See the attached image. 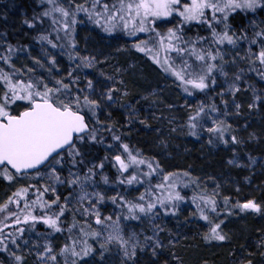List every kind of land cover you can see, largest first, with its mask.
Listing matches in <instances>:
<instances>
[{"label": "rangeland", "instance_id": "rangeland-1", "mask_svg": "<svg viewBox=\"0 0 264 264\" xmlns=\"http://www.w3.org/2000/svg\"><path fill=\"white\" fill-rule=\"evenodd\" d=\"M42 1L46 6L41 9L42 17L48 19L45 26L34 29L30 23L27 27H31L34 35H38L36 38H40L46 33L45 27L49 22L58 30L61 43L56 47L43 45L44 48L39 50L37 46L34 49L28 46L24 53L18 52L10 58L8 65L13 69L9 71L18 78H28L31 73L41 77L50 72L55 79L69 84L73 95L77 94V89H82V95H88L99 106L95 108V115L87 109L82 110L91 129L75 139V152L78 154L62 153L56 174L63 183L57 182L51 175V167L41 168L39 174L35 171L22 175L14 174L5 166L0 168V208L7 204V209L0 211V264H59V254L63 253L61 250L65 242L59 235L60 231H55L42 219L60 211L56 204H52L57 197V203L65 208L58 226L73 228L72 225H75V228H81L80 233L71 232L68 238L92 249L89 255L81 256L82 261L78 264H264V65L254 55L264 47V36L257 35L264 32V0H260L255 9L230 12L226 21L214 25L217 32L233 35L229 18L236 14L246 18L244 23L249 26L244 24L245 29L233 35L236 39L234 45L227 42L217 45L207 23L184 22L177 11L167 17L149 18L151 22L145 24L149 30L134 34H129L133 28L131 22L125 28L123 23L112 21V30L105 31L106 21L102 17L97 24L95 16L90 18L87 12H76L75 25H71L72 17L68 18L71 30L66 35L63 29L65 18L52 9L63 7L75 12L77 6L83 5L91 10L88 5L90 0ZM188 2L180 0V5L174 7L182 10V5ZM46 11L51 14L44 16ZM12 12L9 22L13 30L22 37L33 38L20 20L23 14L19 10L16 12L15 8ZM53 20L57 23L54 24ZM169 29L176 31V35H179V29L187 35L206 32L212 38L211 51L215 53L218 50L220 55L215 61H207L217 65L206 79L207 88L200 90L187 85L184 92L179 86L186 85L171 71H165V57L176 70L185 62L184 59L173 60L170 53L176 51H165L161 45V37L166 38ZM174 43L177 44L176 41ZM164 44H167L166 39ZM136 45L151 51H139ZM191 47L194 46L187 43V48ZM195 49L197 52L202 50ZM69 55L75 59H69ZM83 58L91 60L92 66H83ZM156 59L161 63H157ZM186 62L193 66L202 63L196 61L191 53L187 54ZM72 79H77V83L73 84ZM89 80L92 81V89L87 87ZM3 90L0 84V94ZM192 90L204 94L208 100H212L214 93L223 109L208 112L207 101L193 97ZM109 92L111 99H108ZM28 106L27 101H17L9 110L17 115ZM189 113L196 115L190 120H195L193 125L197 129L201 126L210 132L209 129L219 128L218 132L232 134V141L217 154L220 160L216 166L220 170L215 175L204 173L202 168L189 174L184 171L183 164L176 161L182 154L195 149L198 160H205L208 153L200 145L202 141L190 139V127L188 121L186 123ZM121 129L132 132L131 136L137 137L134 141H139L138 144L123 142ZM104 132L113 142L119 143L104 145ZM95 145H101V150H97ZM124 145L128 146L127 151ZM105 154L110 168L121 177L114 179L105 174ZM129 154L144 163L133 164ZM117 156L128 165L127 169H121L120 162L115 159ZM142 164L147 167L151 164L152 167L143 173L140 171ZM175 168L179 169L176 173ZM6 169L12 180L4 177ZM86 176L89 178L85 180ZM132 176H136L138 182L127 183ZM75 177H79L77 184L67 182ZM165 177L168 179L165 180ZM144 180L148 181L145 188L150 194H145L148 197L143 203H156V207L151 213L139 214V219L129 218L127 204L123 209L113 202L115 186L122 183L126 198L140 197L139 192L144 191L139 181ZM176 184L189 186L194 192L182 197ZM45 187L55 191L44 192L40 199L51 204V208L42 209L33 202L37 199V190L43 192ZM22 188L29 189L26 195H13ZM177 193L182 199L175 198ZM169 196L173 199L168 200ZM100 197L103 199L100 200ZM10 198L12 203H9ZM157 198L164 200L163 207ZM248 201L254 202L259 210H242L240 206ZM181 202L193 203L196 208H177ZM211 202L215 204L214 211ZM90 203L98 211L103 224H97L96 216L84 211L90 209ZM25 204L30 205V209H25ZM198 206L203 212L197 210ZM29 210L37 220L25 223L24 217ZM177 210L180 215H188L186 221L176 223L174 215ZM201 214L208 219L201 218ZM106 217H111V220H105ZM117 224L119 235L129 241L127 245L115 240L107 242ZM216 225H220L218 232L225 236L222 241L206 238L211 236V229ZM38 227L45 231H38ZM93 232L99 235L94 238L91 235ZM133 245L135 255H131ZM46 247L51 248L50 254H45ZM125 248L129 256L125 255ZM49 256H55V261Z\"/></svg>", "mask_w": 264, "mask_h": 264}, {"label": "snow or ice", "instance_id": "snow-or-ice-1", "mask_svg": "<svg viewBox=\"0 0 264 264\" xmlns=\"http://www.w3.org/2000/svg\"><path fill=\"white\" fill-rule=\"evenodd\" d=\"M49 3H54V0H49ZM100 0H92L91 10L84 8L83 5L76 7L75 12H69L63 7H54L52 11L58 12L64 19L63 29L65 34L68 35L70 24L68 18L72 17L71 25H75L76 21L74 16L76 12H87L89 17H96L95 22L100 23L102 17L105 21V31H111L112 25L110 22L119 21L123 23L125 28L128 27L129 23L133 25V28L129 34H134L136 31L144 32L149 29L145 27L146 23H150L149 18H160L170 16L173 11H177L178 15L183 17L184 22L196 21L198 23H207L212 31L214 43L217 45L224 44L227 42L230 45L236 43V39L233 35H229L227 32H217L214 25L222 23L227 20L230 12H235L237 9H255L260 4V0H189L188 3L182 5V10L177 7L180 5V0H117V3L111 5H102V11H97V4ZM50 12H44V16H49ZM53 23H57L53 20ZM138 25V27H137ZM257 35L264 36V32L257 33ZM41 40H47L52 47L57 45L52 42L47 36H41ZM165 39L167 44H164ZM205 38H200L204 40ZM180 38L176 35V31L173 29L168 30L167 37H161V45L165 47V51L175 50L179 53H191L195 56L196 61L202 62L200 65L193 66L189 65L186 61L183 66L176 70L169 63L168 58L165 57L163 65L165 71H171L184 85H191L195 89L203 90L208 87L206 79L212 73L217 65L214 63H207L208 60L215 61L217 56L220 55L217 50L213 53L211 50L199 52L196 51L195 47L186 48L178 47L174 41L178 42ZM146 43V42H145ZM188 43V42H184ZM255 43V41H252ZM264 43V41H262ZM74 47V45H73ZM139 51H151L145 47L136 45ZM255 59L264 65V47L254 54ZM69 59H75L72 55H69ZM0 60L8 61V57H0ZM157 63H161L159 59H156ZM55 64V60H52ZM82 64L85 67H91L92 61L88 58L82 59ZM80 67V65H77ZM31 71V70H29ZM69 77H72V73H69ZM0 83L3 86V93L0 94V165H10L11 169H14L16 173H22L25 170H36L39 174V167H51V175L57 182L63 183L60 177L56 174V166L61 163L62 153L68 151L70 155L78 154L75 152V140L74 137L80 138L79 134L88 132V125L85 122V115L81 114L83 109H87L93 115H95V108L98 107V102L89 98L88 95H82V89H77L76 95H73L72 88L69 84H65L63 80L56 81L55 87H49L43 79H13L12 73H6L0 70ZM72 83H77V79H72ZM88 89H92V81L87 83ZM238 90V89H237ZM187 91V88H185ZM108 99H111V93H108ZM17 101H27L28 107L20 112L18 115H13L10 112V106L15 104ZM203 111V109H201ZM195 127V125H193ZM209 131H220L219 128L209 129ZM93 138H95L93 136ZM116 139H119L116 137ZM235 140V137H233ZM127 151L128 146H123ZM130 159L133 164L144 163V161H138L135 156H131ZM60 158V159H58ZM120 162L121 169H127L128 165L124 163L120 156L115 158ZM152 167L151 164L148 165ZM91 172V170H90ZM4 177L8 180H12V175L8 174L7 169L3 173ZM42 178V177H41ZM86 176L84 179H88ZM168 177H165L167 180ZM79 181V177L67 181L68 183L75 185ZM133 181H137L136 176H132L128 179L127 183L131 184ZM138 182V181H137ZM31 187V186H29ZM157 187H162L158 185ZM55 191L54 188L49 189L45 187L43 192L37 190V199L33 202L35 205H39L40 208H51V204H46L40 199L44 192ZM28 188H22L14 193V196H23L28 193ZM144 195L139 197L140 201L144 200ZM176 199H182L179 194H176ZM81 199H84L82 197ZM103 197H100L102 200ZM115 203L117 198L113 197ZM122 200L123 198L120 197ZM168 200L173 199L172 196L167 197ZM57 200L52 201V204H56L60 208V211L54 216H48L43 219V223L49 225L55 231H61L62 229L58 226L59 218L64 214L65 208L60 206ZM12 199H9V203H12ZM157 202L163 207L164 200L157 198ZM19 204V201H16ZM213 211L215 210L214 202ZM30 205L25 204V209H30ZM156 207V203L149 202L146 205L144 203L127 202V208L129 217L139 219V214H148L153 211ZM199 207V206H198ZM242 210L253 209L259 210L258 206L252 202L240 206ZM7 204L0 208V211L6 210ZM87 214H94L96 216V223L103 224L104 221L100 219L98 211L95 210L94 205L90 203V209L84 210ZM203 212V209H201ZM14 215V214H10ZM128 218V217H125ZM204 219H208L207 216ZM35 221L37 217L34 216L31 210L27 211L24 217V222ZM105 220H111V217H106ZM16 223L19 224L20 220L17 219ZM75 227V225H72ZM220 225H216L211 229V236L206 237L209 239L224 240L225 236L218 232ZM23 231V230H21ZM71 231V228L69 229ZM119 225L113 227V233L107 237V242L118 241L121 245H127L128 240H124L120 235ZM95 238L99 233H91ZM131 240V238H129ZM14 242V241H13ZM102 248L105 245H101ZM135 245H133V252L131 255H135ZM51 248H45V254L51 253ZM62 252H69L73 256H87L92 251L90 246H86L81 249V252H77L73 245H65L61 250ZM125 255L129 256L127 248H125ZM49 258L55 261V256H49ZM20 260V257H16ZM75 264V262H73ZM251 264V262H249Z\"/></svg>", "mask_w": 264, "mask_h": 264}, {"label": "trees", "instance_id": "trees-1", "mask_svg": "<svg viewBox=\"0 0 264 264\" xmlns=\"http://www.w3.org/2000/svg\"><path fill=\"white\" fill-rule=\"evenodd\" d=\"M58 1V0H56ZM116 0H112V2L110 3L109 0H100V3L97 4V11H102V5L103 4H108L111 8V5L115 4ZM91 4H92V0H90L89 2V6L91 8ZM45 6V2L41 0H0V57H8L9 60L10 58L15 57V55L18 52H23L25 50H27V47L30 46L31 49H34V46H37V49H43L44 46L43 45H49L47 40H41L40 38H36L38 35H34V30H31V27H34V29H38L41 27L45 26V22H47L45 19L42 17V13H41V9ZM17 12V10L20 11V13L23 14V17L20 18V20H22L25 23V28H28L27 25L28 24H33V26L29 27L28 29L30 30L29 34L30 37L33 38H29V37H22L23 35L18 33L16 30L14 31L13 26L10 24L9 20L11 19V13H13L12 11ZM45 19V21H44ZM239 15H233L229 18V27H231L232 29V33L233 35H236V33L240 32V30L245 29L244 24L238 23L239 22ZM238 23V24H236ZM242 27V28H241ZM46 29V33L43 34V36H47L50 40H52V42L54 44H58L61 43L60 41V35L56 32L58 31L54 25L50 24L48 22V25H46L45 27ZM181 30L179 35H177L180 40L177 42V46L178 47H186L187 48V43L184 42H188L191 43L194 47L200 48L204 51H208L211 50L213 48L212 42L210 40H212V38L206 33L203 32L201 35V31H199V33L197 34H191V35H187L184 33L183 29H179ZM210 38H209V37ZM204 40H200V38H205ZM29 48V47H28ZM67 53H70V50L67 51ZM170 55H172L173 60H185L186 61V56L187 54L185 53H177V52H173L170 53ZM8 60V61H9ZM8 61L5 60H0V70H3L6 73H12L9 71L10 68L13 69V67L9 68L8 65ZM39 70H41V67L39 68ZM26 77L23 78H18L15 74H13V79H26ZM32 78V79H43V81L45 83H47L49 85V87H55L56 86V81L57 78L55 79V77L51 74L50 72H47L46 74H43V76H38L36 73H31L28 74V78ZM2 84V83H0ZM3 87V86H2ZM186 86H179L180 90H183L185 92V88ZM192 87V86H191ZM182 88V89H181ZM179 91V90H178ZM181 92V91H180ZM192 96L193 97H200L201 101H207V106L209 108V110H207L208 112H214L215 110H221L223 109L222 107V103L220 101V99L214 95V93L211 95L212 96V100H208L207 96H204V94H201L200 92H198L196 90V92L192 90ZM214 108V109H212ZM82 114H84L83 111H81ZM215 116H217V113L215 114ZM196 115L194 113H189L187 115V119H186V123L188 121L189 123V134H190V139H197L198 141H202V143H200V145L204 146V148L206 149V151L209 153H207V156H205V160L200 159L198 160L196 153V149L193 150L192 152L189 151L188 153L182 154V156H179V158L176 161H180L183 165V169L184 171H188L189 174H193L194 170L197 168H202L204 173H211V174H217L218 169L220 170V167L216 164L217 162H219L220 160V156L217 155L219 154L223 147L225 145H227L228 142L232 141V134L230 132H218V131H206L205 129H203L201 126L197 128L193 127V122H195V120L193 119V122L190 120V117H195ZM118 118V117H117ZM196 123V122H195ZM91 129V128H90ZM112 132V131H111ZM128 132V133H127ZM262 132V131H261ZM121 137H122V141H126V142H133L136 138H133L131 135L133 134L130 131H126L121 129L120 131ZM119 134V133H118ZM103 139H102V143L104 145H113L111 143H119V142H113V140H111L110 137H108V134L102 133ZM261 136V133H260ZM126 137V138H125ZM124 138V140H123ZM118 141H120L119 139H117ZM136 141H134L133 143H135ZM139 142V141H137ZM136 142V143H137ZM133 143H130L129 145H133ZM138 144V143H137ZM118 145V144H116ZM196 145V143H195ZM95 147L97 148V150H101V145H95ZM130 147V146H129ZM210 149V151H208ZM65 153V152H63ZM147 159H149V156H146ZM105 174H107L109 177L117 179L118 177H121L120 174H117L113 169L110 168V161L109 159L106 157L105 154ZM140 169V168H139ZM148 170L147 165L142 164L141 167V172L145 173V171ZM179 169L175 168L174 171L175 173L178 171ZM182 170V168H181ZM157 171H159V167L157 168ZM140 172V173H141ZM169 172V171H168ZM167 172V173H168ZM166 173V174H167ZM173 173V172H172ZM120 182V181H119ZM140 185L142 186L144 192H139V194L144 195V197H148L145 196L146 193H148V195L150 194V192H147V189L145 188L148 185V181H139ZM119 185V186H118ZM117 186H115V191H116V197L117 200L116 202L118 204L121 205V207L123 209H125V204H127V202H134V203H143V201L139 200L138 195H135L133 197L130 198H126V196L124 195L125 192H123L124 188L122 183L120 182ZM177 190L178 192H181V196L182 197H187L186 195L189 194V192H194L189 186H181L179 184H176ZM259 188H263V187H259ZM264 189V188H263ZM30 194H33V192H30ZM120 197H122L123 199L121 200ZM185 199V198H183ZM264 200V199H263ZM192 203V202H191ZM193 204V203H192ZM192 204H185L183 202L177 204V208L179 206H186V207H191L193 209H195L196 207H194ZM60 206H62L61 204H59ZM188 205V206H187ZM201 207H198L197 210L201 211L200 209ZM127 209V207H126ZM166 210H169L168 207H166ZM170 211V210H169ZM188 215L183 214L180 215L177 213L174 215L175 221L176 223H182L183 221H186L185 219H187ZM201 218L203 217V214L200 215ZM130 218V217H129ZM71 227L69 226H62V230L59 232L60 237L62 238V240L65 242V245H73L75 247V250L77 252H81V249L86 247V245H84L83 243H75L77 242L76 240H71L68 238V235L71 236V232L72 233H77L79 232V229L81 228H71V231H69ZM38 231L43 232L45 231V229H41V227H38ZM80 233V232H79ZM82 240V239H79ZM186 250H184L185 252ZM188 255V254H187ZM82 256V255H81ZM81 256H73L71 254V251L69 252H63L61 254H59V264H73V262H75V264H78L79 262L82 261ZM187 258V256H186ZM189 262H187L188 264Z\"/></svg>", "mask_w": 264, "mask_h": 264}, {"label": "water", "instance_id": "water-1", "mask_svg": "<svg viewBox=\"0 0 264 264\" xmlns=\"http://www.w3.org/2000/svg\"><path fill=\"white\" fill-rule=\"evenodd\" d=\"M24 110H25V109H24ZM24 110H23V111H24ZM21 112H22V111H21ZM81 114H82V113H81ZM17 115H18V114H17ZM82 115H84V114H82ZM85 122H86L87 125H88V132H89L90 126H89V124H88L86 118H85ZM88 132H86V133H81V134H79V136L81 137V136L87 134ZM75 139H76V137H74V140H75ZM64 152H65V151H64ZM4 166L7 167L11 172H13V173L16 174V175L29 174V173H32V172H35V171H36V170H25V171L22 172V173H16L14 169H11V166H10V165H0V168H1V167H4ZM41 168H43V167H39V170H40Z\"/></svg>", "mask_w": 264, "mask_h": 264}, {"label": "flooded vegetation", "instance_id": "flooded-vegetation-1", "mask_svg": "<svg viewBox=\"0 0 264 264\" xmlns=\"http://www.w3.org/2000/svg\"><path fill=\"white\" fill-rule=\"evenodd\" d=\"M232 16H233V15H232ZM245 19H246V18H243V17L240 18L238 23H241V22H242V23L245 24L246 26H249L247 23H244ZM238 23H236V24H238Z\"/></svg>", "mask_w": 264, "mask_h": 264}]
</instances>
